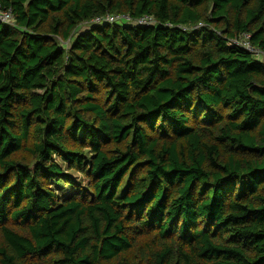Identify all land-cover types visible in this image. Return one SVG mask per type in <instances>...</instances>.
<instances>
[{
	"label": "trees",
	"instance_id": "16d2710c",
	"mask_svg": "<svg viewBox=\"0 0 264 264\" xmlns=\"http://www.w3.org/2000/svg\"><path fill=\"white\" fill-rule=\"evenodd\" d=\"M0 10V264H264V0Z\"/></svg>",
	"mask_w": 264,
	"mask_h": 264
},
{
	"label": "built area",
	"instance_id": "2783aa9c",
	"mask_svg": "<svg viewBox=\"0 0 264 264\" xmlns=\"http://www.w3.org/2000/svg\"><path fill=\"white\" fill-rule=\"evenodd\" d=\"M0 22L4 24H12L13 16L12 11H1L0 10ZM95 23H107V24H119V23H128V24H136V25H154L155 21L150 16L141 17L135 21H133L129 16L126 15H108L103 19L95 20ZM250 36H244L241 39L233 41V44L244 47L247 51L254 55H261L257 52L249 42Z\"/></svg>",
	"mask_w": 264,
	"mask_h": 264
},
{
	"label": "rangeland",
	"instance_id": "374dc122",
	"mask_svg": "<svg viewBox=\"0 0 264 264\" xmlns=\"http://www.w3.org/2000/svg\"><path fill=\"white\" fill-rule=\"evenodd\" d=\"M75 177H78V176L75 175ZM65 188H66V187H65ZM72 191H73V190H71L70 192L72 193Z\"/></svg>",
	"mask_w": 264,
	"mask_h": 264
}]
</instances>
